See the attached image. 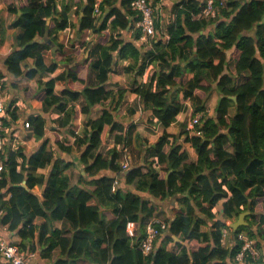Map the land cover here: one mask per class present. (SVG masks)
Wrapping results in <instances>:
<instances>
[{
    "label": "trees",
    "instance_id": "obj_1",
    "mask_svg": "<svg viewBox=\"0 0 264 264\" xmlns=\"http://www.w3.org/2000/svg\"><path fill=\"white\" fill-rule=\"evenodd\" d=\"M7 1V0H5ZM8 2L9 15L15 16L12 28L19 29L16 35L12 53L6 60L8 74L14 78L26 77L34 79L43 74L55 72L59 64L54 62L45 65V60L51 55L53 47L58 53H63L64 45L60 42V35L74 28L76 34L82 35L92 32L97 39L103 37L106 42H98L82 66L69 70L67 75L47 83H40L39 87L45 92L44 110H56L63 114L61 124L65 132L55 134V138H46L47 123L41 116L29 118L33 136L37 141H43L40 148L31 155L19 149L9 154L5 170L0 176V230L7 228L10 233H17L20 250L30 253H39L43 260L53 264H68V256L79 257L73 264H90L84 260L86 247L90 246L99 251L107 241L101 232L104 227L113 231L111 247L115 252L111 261L106 253V264H133L139 257L138 264H142L144 254L138 247L133 256L129 250V241L123 235L116 236L115 232H123L119 227L121 217L132 213L135 218L151 220L155 217L157 202H164L170 198H178L182 207L173 214L169 223V232L181 235L187 233L188 240L197 241L183 245L184 248H193V264H229V252L220 244L221 229L231 227L227 221L216 220L208 232H202L208 225L205 217L208 215L206 207L201 209V215H196L192 204L199 188L197 182L204 183V174L196 172V164L191 162L186 151H181L182 146L175 147L167 154L171 167L161 166L158 171L146 172V168L153 165H134L125 171L122 176V185H132L135 191H125L124 187L117 188L116 193L111 192L114 178L111 176H97L100 168L112 170L113 164L105 162L104 153L97 151L102 143H107L109 134H114L119 129V124L114 118L118 107L122 104L125 92L108 91L106 84L110 75L115 71L114 64L119 60L132 58L136 66L130 63L129 69L136 72L137 77L144 76L152 66L154 70L146 83L135 85L133 91L147 108L151 104L157 105L161 118L171 121L179 116L183 110V100L196 101L200 107H193V113L204 111L210 95L211 84L215 82L223 91L228 89V94L218 100L219 105H235L236 110L231 118V127L226 132H221L215 137L219 142L229 135L235 137H264V88L260 87L261 77L243 75V71L264 72V24L257 23L249 33L238 35L239 21L233 25L225 19H220L221 2L229 9L238 7L239 0H214L217 15L214 17H201L203 5L200 0H169L172 1V21L167 28L166 36L151 40V48L140 55L141 48L132 42H126L114 36L118 31H127L138 22L136 14L131 10L134 0H122L120 6L116 0H103L100 4V16H95L97 0H10ZM159 0L153 1V6ZM59 5V7H57ZM264 9V0H253L252 4L245 5L241 13L245 18L251 19L259 15V10ZM106 18L102 20L106 11ZM76 17V22L73 18ZM235 19V18H233ZM158 18L156 27H159ZM141 30L135 35L134 40H140ZM234 44L235 50L227 65L228 72H224L223 63L217 64L218 46L224 43ZM62 55H65L64 53ZM33 60V66L25 64ZM70 62V59H68ZM234 63V70L240 75H232L230 64ZM26 68V70H24ZM215 73V75H213ZM223 73V75H221ZM218 78V79H217ZM3 79V76H1ZM239 79L243 83L233 86V80ZM5 84V83H4ZM2 83V85L4 86ZM56 85H62L65 90L57 95ZM155 87L156 91H152ZM207 96V98H202ZM235 97L236 100H233ZM115 98V102L114 101ZM167 98V99H165ZM83 99L81 114L87 118L80 134L73 125L75 118V103ZM170 101V103L168 102ZM102 106L104 110L100 118L92 120L90 115L93 110ZM111 109V111H110ZM18 108L14 105L8 108L12 121H16ZM211 117L195 126V135L186 137L193 148L199 147L197 155H202L203 150L211 139L201 142V135H212L213 125L209 123ZM105 129L107 134L105 135ZM68 134L75 140V147H84L78 159L74 162V148L68 146ZM124 135V132L122 136ZM46 138V139H45ZM125 135L122 140H129ZM54 140L49 148L48 141ZM155 147V146H154ZM52 148V149H51ZM111 151L114 160H119V151ZM156 163L162 160L159 148L153 152ZM69 156L70 161L66 160ZM95 156V159H91ZM91 161V162H89ZM85 165L84 171L93 178L85 180L83 174L79 176L82 183L73 185L68 171L77 165ZM186 167L182 168V165ZM255 164V161H252ZM249 165V167L252 166ZM50 167L48 176L42 174L33 176L32 171ZM128 172V173H127ZM47 177L45 181L43 178ZM264 165H258L249 174V182L244 184L245 191L251 189L250 211L247 217V226L240 227L234 235L246 231L251 224L257 221L264 223V212L257 209L264 204ZM36 187H42V198L33 193ZM186 193V194H185ZM143 194H147L143 195ZM215 199V197L213 198ZM103 205V211L100 210ZM214 206V205H213ZM200 208V205H196ZM215 216V213L211 214ZM229 215L231 213L229 212ZM103 217V218H102ZM156 218V217H155ZM40 222L37 231V221ZM51 221L62 222L64 228L55 231V224ZM22 222V224H21ZM98 225V226H97ZM126 227V225H125ZM191 231H187L188 229ZM73 229H75L73 231ZM212 229L216 231L213 233ZM51 233V238L49 237ZM145 238L141 235L138 243ZM173 239L166 235L159 246L155 247V254L151 255V264H173L167 244ZM29 240L35 242L28 244ZM70 244V246H69ZM177 247L181 241L176 242ZM44 245V246H41ZM59 249V251H58ZM58 251V253L56 252ZM57 253V258L53 256ZM236 249H232V254ZM1 258V256H0ZM2 260V259H1ZM0 264H2L0 262Z\"/></svg>",
    "mask_w": 264,
    "mask_h": 264
},
{
    "label": "clouds",
    "instance_id": "obj_2",
    "mask_svg": "<svg viewBox=\"0 0 264 264\" xmlns=\"http://www.w3.org/2000/svg\"><path fill=\"white\" fill-rule=\"evenodd\" d=\"M252 3L253 0H239L237 3L238 7L235 9H229L226 5H221V9L219 10L220 19H225L226 12L229 23L235 25L236 21L240 22L237 29L238 35L236 36V39H239L240 35L249 33L257 23L264 24V9H260L259 15L252 17L251 19L245 18L246 16L241 13V9H243L245 5ZM138 6L139 5H133V7ZM0 7H3L5 12L7 11V5H0ZM57 7H59V5H57ZM149 11L155 13L152 20L164 16V9L159 8V6H154L149 9ZM145 15H147V13H145ZM152 20H148L145 25L147 29L144 33L145 36H147L149 31L153 30L151 28ZM158 23L161 25L162 29L164 21L160 20ZM139 27L140 26H138V28ZM158 34L159 33L157 32V35ZM154 38L155 37H150L149 39ZM138 43L143 44V41ZM16 46V44L13 45V47ZM150 47L151 44L144 45V47L141 48L140 55H143V52ZM234 50L235 46L230 42L224 43L223 47L218 46V58L215 60V63H223L226 65L224 67V72L229 71L227 65ZM10 51V48H5V54ZM116 60L117 63L114 64V67H118L121 71H123L125 64L132 63L133 67L136 66V62L132 58H129L128 60H119V58H116ZM48 63L49 61L46 59L45 65ZM25 64H29V62L26 61ZM152 70L153 69H149V72ZM57 71H59V69ZM56 74L57 73L55 72L51 73L52 76H55ZM231 74L240 75V73L235 72V70H233ZM242 74L253 76L254 78L256 75H260V87L264 88V72L253 73L243 71ZM213 75H215V73H213ZM221 75H223V73H221ZM39 78L40 77L37 76V79ZM141 83H143V79H141ZM232 83L233 86H238L243 82L239 79H235ZM152 91H156V88L153 87ZM226 94H228L227 88L221 91L217 87V84L213 82L211 84V90L207 94L214 98L212 103L208 105L204 111L194 114L192 108H199V103L194 101L192 104H185L183 94L181 93L183 110L179 116L171 121V126H169V121L161 118L162 114L157 110L156 104H151L146 108L144 103L138 100L137 105L140 111H137L135 116L128 117L129 120L139 119L140 121L136 130L131 133V142L125 144L124 141H113L112 150L120 149L119 160H114L107 144L102 143L97 151L104 153L105 162L112 163L113 168L111 171L107 168H100L96 172V175H108L114 178V183L111 184L110 189L112 193H116L117 188L121 187H124L125 191H135L132 185H122V176L127 169L133 167L137 163L153 165V167L146 168V172H151L153 170L158 171L161 166L170 168L171 162L168 159L167 154L173 147H175L177 142H182L181 137H173L170 133H175L178 129L183 130V127H186L187 134H191L196 131L194 125L198 127L200 123H203L204 120L211 117L209 123L213 125V134L210 136L200 134L201 142L205 139L212 140V143L208 144L203 150V154L199 156L197 155L198 151H200L198 146L193 149L187 144L184 145V147L191 152L188 159L190 161H195L197 174H204V183L201 184L197 182L196 185V187L199 188V191L196 193L192 204L193 211L196 215H201V209L206 207L208 215L205 219L208 220V225L205 229H202V232H205V234H208L209 236H211V233L208 232V229L211 228V225L215 223L216 220L227 221L228 224L231 225V227L221 229L223 238L220 240V244L226 247L230 254L228 257L229 264H264V223L257 221L256 223L251 224L246 231L241 232L239 235H234L232 232V225L237 224V221L244 212L250 211L247 204L250 203L251 198L249 194L251 189L245 191L243 185L249 182V174L253 169L258 165H264V137L256 139L255 137H233L229 135L227 138H223L222 141L219 142L215 139L219 133L226 132L227 128L231 127V118L236 110L235 105H217V101L220 97ZM202 98L206 99L207 96ZM232 99L235 100V97H232ZM113 102H115V98ZM168 102L170 103V101ZM114 118L120 119L121 117L115 116L114 114ZM185 118H187V123L186 125H183ZM260 123H264V121H261ZM106 134L107 129H105V135ZM115 135L116 134H114V136ZM86 146L87 145H84V147ZM84 147H81L80 151H83ZM157 147L159 148L162 157V160L159 163L155 162L156 157L154 155H152L151 159L148 158L151 153L156 151ZM181 151H183V149ZM91 159H95V156ZM252 161H255V164H252ZM250 164H252L251 167H249ZM84 167L85 165L81 164L79 168L74 170L76 176L79 177L83 174L85 180L92 179L93 177L88 172L84 171ZM183 167H186V164L182 165V168ZM44 171L45 169H39L32 171L31 174L39 177L40 173ZM43 179L46 181L47 177H44ZM262 179H264V177H262ZM73 183H75V180ZM260 188L261 190H264V185H260ZM35 191L39 193L42 191V187H37ZM214 197L215 199H213ZM197 204L200 205V208L196 207ZM103 207L104 206L101 205V211H103ZM257 210L264 212V204H262ZM229 212L231 215H229ZM212 213H215L216 215L212 216ZM3 214V212H0V216H3ZM120 219L123 223H121L119 227L124 230L123 232H115V235H123L127 238L129 241L128 247L133 256L136 255V249L138 247H143L144 256L142 264H151V255L155 254V247L159 246V241H162L166 235H171L173 237V239L167 244L170 256L173 258V264H193V253L196 249H186L183 245L198 242H190L187 238V233L183 234V238L181 235L170 233L164 220L155 217L151 220H142V218L137 219L132 213H129ZM40 222L41 221L39 220L37 221V231H39ZM51 223L55 224L56 222L51 221ZM74 230L75 229H73V231ZM187 231H191V229L189 228ZM215 231V229H212L213 233ZM101 232L104 235L107 244L99 251L93 249L90 244L86 247L83 259L90 261V264H106L105 257L100 254L101 252L107 254L109 262L111 261L112 256L115 255V252L111 247L113 231H110L109 227L106 226L101 229ZM143 234H147L148 237V244L146 245L138 243L140 236ZM7 235L8 233L5 231V243L3 245L5 249V260L11 255V250L8 249L6 239ZM49 237L51 238L50 232ZM178 240L181 241L180 247H177L176 244V241ZM34 242V240H29L28 244L31 245ZM233 248L236 249L235 254H232ZM78 259L80 258L69 255L68 264H73V261ZM139 259L140 258L137 257L136 260L133 261V264H138Z\"/></svg>",
    "mask_w": 264,
    "mask_h": 264
},
{
    "label": "crops",
    "instance_id": "obj_3",
    "mask_svg": "<svg viewBox=\"0 0 264 264\" xmlns=\"http://www.w3.org/2000/svg\"><path fill=\"white\" fill-rule=\"evenodd\" d=\"M15 1V0H14ZM122 0H116V4L120 6ZM169 0H166L162 3L161 6L164 8V12L167 11V3ZM8 2H11L10 0H0V5H7V11L5 12L3 7H0V101L5 106L7 110L6 118H5V129H4V139H5V154L8 157L11 152H17L19 149L24 150V153L27 155L34 154L41 146L43 141H37L33 136V130L31 128H27L25 124L29 121V118L41 116L45 119L47 123V129H46V138L53 139L55 138V134H52V132L57 133L59 131L60 133H64L65 129L63 127H59V123L61 124L63 114H59L56 110L50 109L45 111L44 110V103L43 99L45 96V92L41 90L39 87L40 83H47L52 80H55L57 78H60L64 75H67V72L69 70H73L75 67L82 66L85 61L88 59L89 55L92 53L93 49L95 48L96 44L98 43V39L95 37V34L92 32H86L82 35L76 34V30L74 28H70V30L66 31L65 33H62L60 35V42L64 45V51H62L65 55H62L61 53H58L57 47H53L51 50V55L47 58L49 61L48 64H52L54 62H57L59 64V71H55L57 73L55 76H52L51 73H46L37 79H28L26 77L21 78H14L8 74L7 68H6V60L8 56L12 53L15 44L16 35L19 33V29L12 28V23L15 21V16L9 15L8 12ZM170 2V1H169ZM172 4V1H171ZM158 20L164 21L163 27L161 29V25L157 28V32L159 34H162V37L166 36V31L168 26L170 25L172 21V13L169 12V15H167V18L163 17H157ZM160 28V29H159ZM140 31L135 26L133 28H130L127 31H118L114 34V36H119L122 40L126 42H132L136 46L141 47L147 44L141 45L138 43V41L134 40L135 35ZM160 36V35H159ZM10 48L11 51L5 54V48ZM151 48V47H150ZM148 48V49H150ZM147 49V50H148ZM86 52V54H85ZM68 59H70V62H68ZM125 60V59H124ZM29 64L33 66L34 61L28 60ZM130 63L125 64L123 71H121L118 67H115V71L110 75L109 81L106 84L107 90L112 92H125L124 99L122 100V104L118 107L117 112L115 113V116H120V119H115L116 122L119 124V129L114 133L116 134H109V140L107 141V146L109 150H112L113 148V141L120 142L124 141L125 144L130 143L129 140H122V138L125 135H129L131 137V133L136 130L138 127L140 121L139 119H132L129 120L128 117L135 116L137 111H140L137 101H140V98L138 95H136L133 91V88L135 85L142 84L141 79H143V83H146L150 75L153 74L154 70L151 66L149 69H153L151 72L149 70L147 73L142 77H137L136 72L129 69ZM26 70V68L24 69ZM1 76H3V79H1ZM4 84V86L2 85ZM135 84V85H134ZM65 90V87L62 85H56L55 93L57 95H60ZM213 97L209 98V100L206 102V107L210 105L213 101ZM83 99L78 101V103H75V118L73 121V125L75 127L78 126V128L84 127V124L87 121V118L81 114V108L83 106L82 104ZM185 104H191L190 101H185ZM218 104V101H217ZM14 105L18 108V115L20 116L16 121L11 120V116L8 113V108L10 106ZM104 108L102 106L96 107L92 114L90 115V118L92 120H96L101 117L102 111ZM193 112V110H192ZM94 117V118H93ZM187 118H185L183 125H186ZM79 124V125H78ZM195 128V127H194ZM124 132V135L122 136ZM78 133V131H77ZM80 134V132H79ZM195 132H192L191 134H187L186 127H183V130L178 129L175 133H170L171 136H179L182 138V142H177L176 144L181 145L183 151H186L188 155H191V152L184 147L185 144L192 146L190 142L186 140V137L188 135L193 136L195 135ZM45 138V139H46ZM54 140H49V148L51 147ZM68 146H72L74 148L73 159L72 161L78 163V159L81 152L80 149H77L75 147V140L72 136L68 134ZM52 149V148H51ZM194 149V148H193ZM120 151V149H117ZM103 153V152H102ZM152 155L154 153H151L149 155V159L152 158ZM66 160L70 161L71 159L69 156L65 157ZM191 162L195 163L194 160ZM144 163H137L136 166L143 165ZM80 166L77 165L70 169L68 171V174L71 178V182L73 185H76L80 182V178L76 176L75 169L79 168ZM45 169L44 172H41L40 174L44 176H48L50 172V167L47 168H40ZM39 170V169H38ZM75 180V183L73 181ZM37 188V187H36ZM35 188V189H36ZM135 189V187L133 186ZM33 190V193L36 194L38 197L42 198V191L39 193L37 191ZM148 196L147 194H143ZM182 205L179 202L178 198H170L167 201L157 202V208L155 217L157 219H163L164 221L167 220H173V214L175 212L179 211L181 209ZM167 210V211H165ZM65 226L62 222L55 223V231L63 229ZM5 231H7L8 235L6 237L7 241L9 243H14L16 245L20 244L21 238L17 233H10L7 228H2L0 230V237L5 239ZM178 243V241H176ZM160 243V241H159ZM58 253V251H56ZM57 253L53 256V260L57 258ZM0 262L2 264L4 263L1 258ZM54 261L50 262L48 260H43L39 253H36V257L32 260V264H53Z\"/></svg>",
    "mask_w": 264,
    "mask_h": 264
},
{
    "label": "built area",
    "instance_id": "obj_4",
    "mask_svg": "<svg viewBox=\"0 0 264 264\" xmlns=\"http://www.w3.org/2000/svg\"><path fill=\"white\" fill-rule=\"evenodd\" d=\"M103 0H97L95 4V16H100V4ZM153 1L154 0H134L131 3V10L136 14V17L139 19L138 22H136V27L140 26L138 29L141 30L142 36L138 42L143 41V44L149 43L153 39H149L150 37H157V27H156V20H152V17L154 16L153 11H149V9L153 8ZM203 5V11L202 13L198 14V18L201 17H214L217 15V8L215 6L214 0H200ZM224 1L221 2V5H224ZM133 5H139L138 7H133ZM147 13V15H145ZM148 20H152L151 28L152 31H149L147 36L144 35L145 31L147 30L145 25L147 24ZM154 38V39H155ZM141 44V45H143ZM7 110L5 106L0 101V176L2 172L5 170L6 162L8 160V157L5 154V139H4V127H5V118H6ZM27 128H31L29 122L25 124ZM196 125H194L195 127ZM130 170L127 169V171ZM2 212V211H0ZM164 223L167 225L168 231H169V223L167 221H164ZM243 232V231H242ZM241 232H239L237 235H239ZM5 243V239L0 237V256L4 263L6 264H32V260L36 257V253H30L20 250V248L16 245H13L12 243L8 244V249L11 250V255L8 257L7 260H5V249L3 247ZM141 245L148 244V237L147 234H145V238L140 243ZM140 250L143 253V247H139ZM144 254V253H143Z\"/></svg>",
    "mask_w": 264,
    "mask_h": 264
},
{
    "label": "rangeland",
    "instance_id": "obj_5",
    "mask_svg": "<svg viewBox=\"0 0 264 264\" xmlns=\"http://www.w3.org/2000/svg\"><path fill=\"white\" fill-rule=\"evenodd\" d=\"M164 1H166V0H159V2L157 3V1H155V4L157 3V5H155V6H159V8H164L163 6H161L162 5V3L164 2ZM167 11L166 12H164V16H162L163 18H167V15H169V12L171 11V13H172V4H171V2H169L168 1V3H167ZM73 22H76V17H74L73 18ZM159 26H160V24H159ZM160 29V28H159ZM160 36H162V34H160ZM107 39V38H106ZM106 39H104L103 37H101V38H99L97 41L98 42H101V43H104V42H106ZM151 42V41H150ZM149 50V49H148ZM148 50H146V51H148ZM146 51H144V52H146ZM233 70H234V63H231L230 64V71H231V73L233 72ZM210 98H211V96H210ZM79 125V124H78ZM83 129V127L82 128H78V126L76 127V130L78 131V133L79 132H81V130ZM108 140H109V138H108ZM245 214V213H244ZM249 216V214H247L246 215V217H245V222L247 223V221H246V219H247V217ZM238 222V221H237Z\"/></svg>",
    "mask_w": 264,
    "mask_h": 264
},
{
    "label": "water",
    "instance_id": "obj_6",
    "mask_svg": "<svg viewBox=\"0 0 264 264\" xmlns=\"http://www.w3.org/2000/svg\"><path fill=\"white\" fill-rule=\"evenodd\" d=\"M108 12H109V11L107 10L106 13L104 14L102 20H104V19L106 18ZM235 100H236V98H235ZM127 173H128V172H127ZM247 214H248V213L243 214V215L240 217V219L238 220L237 224L232 225V229H233L235 232H236L240 227H242V226H247V223L245 222V217H246Z\"/></svg>",
    "mask_w": 264,
    "mask_h": 264
}]
</instances>
